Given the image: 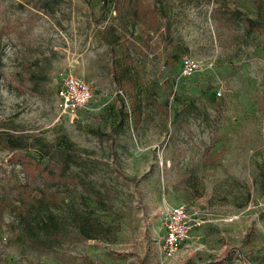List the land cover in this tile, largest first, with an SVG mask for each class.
I'll return each mask as SVG.
<instances>
[{
    "label": "rangeland",
    "instance_id": "1",
    "mask_svg": "<svg viewBox=\"0 0 264 264\" xmlns=\"http://www.w3.org/2000/svg\"><path fill=\"white\" fill-rule=\"evenodd\" d=\"M249 20L264 0H0V264H264ZM68 73L94 92L76 119L56 104ZM178 206L201 225L169 257Z\"/></svg>",
    "mask_w": 264,
    "mask_h": 264
},
{
    "label": "built area",
    "instance_id": "2",
    "mask_svg": "<svg viewBox=\"0 0 264 264\" xmlns=\"http://www.w3.org/2000/svg\"><path fill=\"white\" fill-rule=\"evenodd\" d=\"M201 70L200 63L187 57L181 63L184 76H191ZM57 109L60 115L76 119L94 98L92 85L86 80L72 74H64L56 81ZM201 225L198 219L192 218L184 206L169 210L165 218V234L162 248L169 257L175 256L183 244L190 239L192 229Z\"/></svg>",
    "mask_w": 264,
    "mask_h": 264
},
{
    "label": "trees",
    "instance_id": "3",
    "mask_svg": "<svg viewBox=\"0 0 264 264\" xmlns=\"http://www.w3.org/2000/svg\"><path fill=\"white\" fill-rule=\"evenodd\" d=\"M131 3L136 4V0H131ZM249 25L251 28V31L255 30L256 28H261L264 26V21H255V20H249ZM231 253V250L225 251L221 256L216 257L213 259V262L217 263L224 259V257L228 256Z\"/></svg>",
    "mask_w": 264,
    "mask_h": 264
}]
</instances>
